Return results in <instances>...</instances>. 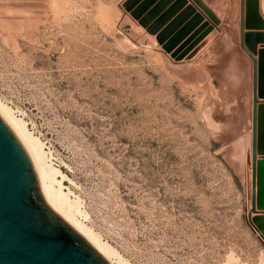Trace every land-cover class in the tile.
Wrapping results in <instances>:
<instances>
[{"label": "rangeland", "instance_id": "1", "mask_svg": "<svg viewBox=\"0 0 264 264\" xmlns=\"http://www.w3.org/2000/svg\"><path fill=\"white\" fill-rule=\"evenodd\" d=\"M126 1L0 0V103L65 176L55 188L77 220L125 264H264V105L253 152L240 25L235 48L203 0L218 25L201 10L202 25L188 26L195 11L171 25L184 0L145 27ZM257 11L264 23V0Z\"/></svg>", "mask_w": 264, "mask_h": 264}, {"label": "water", "instance_id": "2", "mask_svg": "<svg viewBox=\"0 0 264 264\" xmlns=\"http://www.w3.org/2000/svg\"><path fill=\"white\" fill-rule=\"evenodd\" d=\"M190 1L213 24H219L216 16L201 0ZM185 2L179 0L167 12H164L165 5L150 9L151 0H127L123 8L146 27L157 17L156 25L166 24L176 14L178 6ZM257 7L258 0H241V47L253 62V152L258 151L260 137L258 104L264 105V101H259L264 100V50L260 52L259 60L254 54L257 41L264 43V34L252 39V36L245 34V30L252 21L258 22L255 24L256 29H264ZM194 11L192 6L188 7L171 25L182 23L184 18L195 15ZM203 22L202 15L196 14L188 26ZM189 29L186 28V33ZM258 165L261 169L260 201H263L264 164ZM253 169L256 170L255 163ZM259 208L264 211V203L260 202ZM0 264H109L46 204L28 153L1 118Z\"/></svg>", "mask_w": 264, "mask_h": 264}, {"label": "bare ground", "instance_id": "3", "mask_svg": "<svg viewBox=\"0 0 264 264\" xmlns=\"http://www.w3.org/2000/svg\"><path fill=\"white\" fill-rule=\"evenodd\" d=\"M0 118L10 128L15 137L22 144L28 153L34 166L40 190L46 204L60 216L74 231H76L84 240L109 264H125L123 260L116 257L114 251L106 243L101 241L94 232L81 224L75 217V208L70 206L61 190H57L55 185L61 188L62 184L57 181L58 177L62 179L65 176L60 170L55 169L48 163L43 150V144L30 134L25 123L16 119L10 109L0 103ZM77 215V214H76Z\"/></svg>", "mask_w": 264, "mask_h": 264}, {"label": "crops", "instance_id": "4", "mask_svg": "<svg viewBox=\"0 0 264 264\" xmlns=\"http://www.w3.org/2000/svg\"><path fill=\"white\" fill-rule=\"evenodd\" d=\"M203 2L210 9H212V11L216 14L219 19L223 20L224 24H226L225 26L230 29V35H228V39H230V42L233 41L232 43H234L235 48H239L240 0H236V2H226L225 0H203ZM175 3L176 1L171 2L170 5H168V7L166 8V10L170 9ZM188 6H193L195 9V14H200L203 16L199 9L194 4H192L190 0H188V4L185 7H182L180 9L178 15L182 14ZM233 33H235L234 35L236 36H233ZM223 40H226V38H224ZM218 41L220 44L221 38L218 39ZM251 72L253 79V68L251 69ZM251 87L253 88V81Z\"/></svg>", "mask_w": 264, "mask_h": 264}]
</instances>
